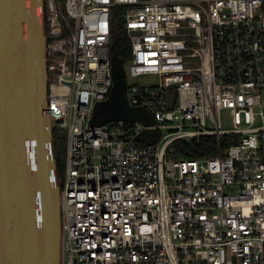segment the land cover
Wrapping results in <instances>:
<instances>
[{
	"label": "built area",
	"instance_id": "obj_1",
	"mask_svg": "<svg viewBox=\"0 0 264 264\" xmlns=\"http://www.w3.org/2000/svg\"><path fill=\"white\" fill-rule=\"evenodd\" d=\"M41 16L43 115L64 141L61 264H264V0H43ZM114 19L125 80L158 78L126 83L153 126L90 123L112 87ZM204 137L212 156L178 157L175 143Z\"/></svg>",
	"mask_w": 264,
	"mask_h": 264
},
{
	"label": "water",
	"instance_id": "obj_2",
	"mask_svg": "<svg viewBox=\"0 0 264 264\" xmlns=\"http://www.w3.org/2000/svg\"><path fill=\"white\" fill-rule=\"evenodd\" d=\"M43 0H0V264H61L60 188L56 157L63 134L53 137L47 106V37ZM112 87L95 104L91 125L140 122L152 115L131 108L123 61L111 55ZM173 95H168L171 108ZM138 143L154 144L156 131Z\"/></svg>",
	"mask_w": 264,
	"mask_h": 264
},
{
	"label": "trees",
	"instance_id": "obj_3",
	"mask_svg": "<svg viewBox=\"0 0 264 264\" xmlns=\"http://www.w3.org/2000/svg\"><path fill=\"white\" fill-rule=\"evenodd\" d=\"M63 2L64 0H60ZM121 10L116 9V15ZM110 52L111 55H115L117 58L123 61V64L130 60L131 45L129 39L126 37L122 30V23L114 19V26L110 37ZM177 149L179 158L194 159L212 156L214 141L210 137L201 138L199 143L194 147H186L183 143L177 142L173 145ZM56 169L58 172L62 169V162L60 158L56 157Z\"/></svg>",
	"mask_w": 264,
	"mask_h": 264
},
{
	"label": "rangeland",
	"instance_id": "obj_4",
	"mask_svg": "<svg viewBox=\"0 0 264 264\" xmlns=\"http://www.w3.org/2000/svg\"><path fill=\"white\" fill-rule=\"evenodd\" d=\"M59 2H61V1L59 0ZM128 62L125 63V65H124L125 69H127ZM126 83L130 86L131 85L155 86L158 83V78L154 75H143V76H139V77L133 78V79L128 77L126 80ZM221 127L224 129L230 128V123H229L228 115L226 112H222V114H221ZM55 157H57V155H55ZM58 157L60 158V160L63 164L64 154L62 153L61 155H58ZM57 184L59 185V188H60V179L59 178L57 179Z\"/></svg>",
	"mask_w": 264,
	"mask_h": 264
}]
</instances>
